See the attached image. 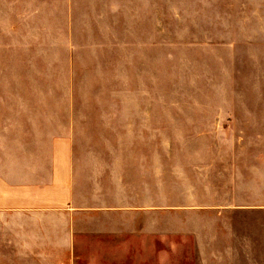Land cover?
Here are the masks:
<instances>
[{
  "label": "rangeland",
  "instance_id": "obj_1",
  "mask_svg": "<svg viewBox=\"0 0 264 264\" xmlns=\"http://www.w3.org/2000/svg\"><path fill=\"white\" fill-rule=\"evenodd\" d=\"M0 109L264 240V0H0Z\"/></svg>",
  "mask_w": 264,
  "mask_h": 264
},
{
  "label": "crops",
  "instance_id": "obj_2",
  "mask_svg": "<svg viewBox=\"0 0 264 264\" xmlns=\"http://www.w3.org/2000/svg\"><path fill=\"white\" fill-rule=\"evenodd\" d=\"M11 115L0 109V264L264 261V249H257L262 238L228 230L229 221L187 220L188 205L129 202L130 188L149 192L150 181L142 177L130 185L123 162L115 173L105 167L99 176L82 164L93 158L76 155L65 136L48 143L33 137L26 123L17 137L16 123L6 118ZM17 146L23 156L16 155Z\"/></svg>",
  "mask_w": 264,
  "mask_h": 264
}]
</instances>
